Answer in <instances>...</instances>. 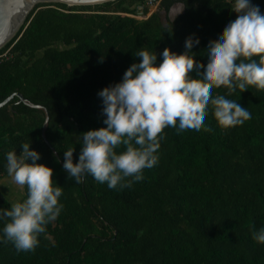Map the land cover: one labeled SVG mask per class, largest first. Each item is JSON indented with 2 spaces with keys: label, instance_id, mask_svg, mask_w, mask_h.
<instances>
[{
  "label": "trees",
  "instance_id": "1",
  "mask_svg": "<svg viewBox=\"0 0 264 264\" xmlns=\"http://www.w3.org/2000/svg\"><path fill=\"white\" fill-rule=\"evenodd\" d=\"M144 1L39 3L0 48L10 54L0 59V102L19 91L46 106L51 144L42 136L45 111L15 96L0 106V177L8 174L5 153L31 141L63 188V208L35 249L0 241V264H264V243L250 230L264 226V90L213 87V95L237 99L251 118L221 127L209 106L204 121L211 130L165 128L157 163L131 186L109 188L91 175L77 183L62 168L67 147L74 145L78 158L80 133L103 125L97 92L139 59L136 50H155L159 62L165 46L179 53L190 36L199 52L236 16L231 0H161L147 18L130 15ZM177 1L185 11L171 18ZM252 2L264 11V0ZM192 63L202 69L204 59L194 55ZM11 202L0 193V207Z\"/></svg>",
  "mask_w": 264,
  "mask_h": 264
},
{
  "label": "clouds",
  "instance_id": "2",
  "mask_svg": "<svg viewBox=\"0 0 264 264\" xmlns=\"http://www.w3.org/2000/svg\"><path fill=\"white\" fill-rule=\"evenodd\" d=\"M231 9L235 18L199 52L189 36L179 53L165 46L159 62L155 50L142 47L133 53L139 59L97 92L103 125L80 133L75 162L74 145L63 151L68 178L79 183L91 175L109 188L131 186L143 178V169L157 163L165 128L193 135L201 127L211 130L204 121L209 106L221 127L251 118L248 108L227 94L250 85L264 90V11L252 0H231ZM194 55L203 57L202 69L193 65ZM221 85L227 94L213 95L211 89ZM30 143L22 142L19 153L16 148L5 153L7 173L27 190L25 199L0 207V241L11 242L18 251L34 250L63 208V188L54 183L53 168L39 161L41 153ZM250 230L253 240L264 243V226Z\"/></svg>",
  "mask_w": 264,
  "mask_h": 264
},
{
  "label": "water",
  "instance_id": "3",
  "mask_svg": "<svg viewBox=\"0 0 264 264\" xmlns=\"http://www.w3.org/2000/svg\"><path fill=\"white\" fill-rule=\"evenodd\" d=\"M107 1L111 0H0V48H2L15 36V34L18 32L29 13L39 3L64 2L68 5H89L103 3ZM182 7L183 9L181 10ZM184 11V3L177 1L171 7L169 15L171 18H174L175 16L180 13H183ZM15 96H17L20 101L24 102L30 107L43 109L45 111V121L42 127V136L45 141L48 142L49 145H51L48 141L46 134L50 120V114L47 107L32 102L31 100L27 99L22 92L19 91L10 94L2 102H0V106H4ZM52 149L55 155L60 159V155L58 154L56 148L52 147Z\"/></svg>",
  "mask_w": 264,
  "mask_h": 264
},
{
  "label": "rangeland",
  "instance_id": "4",
  "mask_svg": "<svg viewBox=\"0 0 264 264\" xmlns=\"http://www.w3.org/2000/svg\"><path fill=\"white\" fill-rule=\"evenodd\" d=\"M57 46H60L59 44ZM7 51H4L6 53ZM10 57L9 52L3 57L8 59ZM2 58V59H3ZM10 176V175H9ZM8 183H4L3 189H1V195H5L7 198L12 199L13 202L21 200L23 197V186L17 185L10 177L7 179Z\"/></svg>",
  "mask_w": 264,
  "mask_h": 264
},
{
  "label": "built area",
  "instance_id": "5",
  "mask_svg": "<svg viewBox=\"0 0 264 264\" xmlns=\"http://www.w3.org/2000/svg\"><path fill=\"white\" fill-rule=\"evenodd\" d=\"M160 1L161 0H145L143 3H140L137 6V12L135 14H130V15L135 16L140 19L147 18L150 14H152L153 12L159 9ZM146 8L148 9L147 12L145 11ZM7 53L8 51L4 54L1 53L0 59H2Z\"/></svg>",
  "mask_w": 264,
  "mask_h": 264
},
{
  "label": "crops",
  "instance_id": "6",
  "mask_svg": "<svg viewBox=\"0 0 264 264\" xmlns=\"http://www.w3.org/2000/svg\"><path fill=\"white\" fill-rule=\"evenodd\" d=\"M11 178L12 179V177L11 176H9V174H7V175H5V176H3V177H0V193H1V189H3V187L5 186L4 185V183L5 182H7L8 183V178ZM23 191H24V189H23ZM24 194V193H23ZM5 196V195H4ZM9 199V198H8ZM10 201H13L12 199H9Z\"/></svg>",
  "mask_w": 264,
  "mask_h": 264
}]
</instances>
